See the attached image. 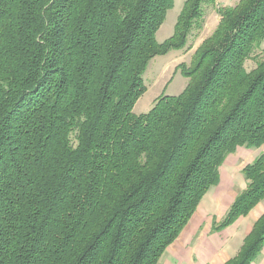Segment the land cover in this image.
Wrapping results in <instances>:
<instances>
[{
  "label": "trees",
  "instance_id": "trees-1",
  "mask_svg": "<svg viewBox=\"0 0 264 264\" xmlns=\"http://www.w3.org/2000/svg\"><path fill=\"white\" fill-rule=\"evenodd\" d=\"M218 0H0V264H159L220 168L264 146V0L220 21L181 65L179 96L137 116L150 61L185 49ZM222 230L264 200V152ZM264 214L238 255L253 264Z\"/></svg>",
  "mask_w": 264,
  "mask_h": 264
},
{
  "label": "crops",
  "instance_id": "crops-1",
  "mask_svg": "<svg viewBox=\"0 0 264 264\" xmlns=\"http://www.w3.org/2000/svg\"><path fill=\"white\" fill-rule=\"evenodd\" d=\"M261 149L239 148L220 168L219 183L202 199L178 239L166 250L159 264H226L240 252L255 223L264 214V200L233 225L217 230L236 197L246 189L243 170ZM253 264H264V246Z\"/></svg>",
  "mask_w": 264,
  "mask_h": 264
},
{
  "label": "rangeland",
  "instance_id": "rangeland-1",
  "mask_svg": "<svg viewBox=\"0 0 264 264\" xmlns=\"http://www.w3.org/2000/svg\"><path fill=\"white\" fill-rule=\"evenodd\" d=\"M184 1L174 0L173 7L168 11L163 25L157 32L156 40L159 44L165 43L174 35ZM238 2L239 0H218L216 8H205L204 28L200 31H193L185 49H172L150 61L144 74L146 91L135 105V115L140 116L149 112L159 98L179 96L185 90L189 80L182 74L181 65L187 67L191 65L197 48L216 29L220 21L217 8L235 6Z\"/></svg>",
  "mask_w": 264,
  "mask_h": 264
}]
</instances>
